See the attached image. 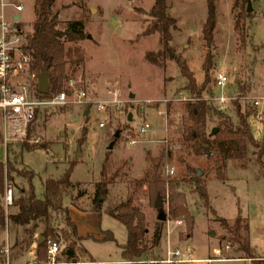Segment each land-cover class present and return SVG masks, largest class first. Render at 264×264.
<instances>
[{
	"label": "rangeland",
	"instance_id": "374dc122",
	"mask_svg": "<svg viewBox=\"0 0 264 264\" xmlns=\"http://www.w3.org/2000/svg\"><path fill=\"white\" fill-rule=\"evenodd\" d=\"M33 1L24 0L21 13L24 33L31 32ZM249 2V16L240 19L241 26L237 29L235 22L241 7L235 0H212L211 5L207 0H167L168 13L176 20L169 45L186 62L198 85L203 79L201 67L205 53L211 52L213 68L202 98L217 107L216 95L230 96L220 110L233 122H236L233 101L237 100L242 110L250 106L252 114L248 122L251 132L256 140L262 141L264 0ZM152 4L153 0L55 1L52 10L58 17L57 28L64 29L73 20L84 22V38L78 45L85 62L75 69L70 80L75 88L86 92V97L81 103H70L39 114L33 131L26 138V142L36 148L24 151L18 166L34 171L32 185L40 197L41 181L60 177L68 161L77 162L72 168L70 181L79 185L70 190L68 197L64 198V205L73 207L79 231L96 235L100 230H109L115 239L83 238L74 247L80 262H87L90 256L93 264H125L118 246L126 241L125 227L104 211L100 217L97 213L93 217L92 211L83 210L91 206L93 185L104 165L106 173L114 180L102 208L124 200L127 194H134V203L145 215L147 243L159 211L166 216L160 244L153 249V256L145 257L147 264H164L161 261L167 257V250L177 248L181 251L180 261L172 264H250V260L238 258L240 254L234 252L231 245L223 247L226 243H219L224 230L217 218L232 223L238 213L248 223L249 242L255 255L259 256V264H264V177L258 174L256 156L249 152L244 160L223 162L215 150L194 154L193 143L182 139L184 125L190 124L183 108L191 96L182 89L185 81L173 61L166 60L162 70L144 59L145 52H155L159 47L157 33L142 34L147 26V18L142 12L148 11ZM207 19L215 24L211 47L206 46L202 37V26ZM19 41H22V35ZM67 67L70 73L71 67ZM217 73L228 78L222 89L214 85ZM237 84L248 86V91L240 92ZM108 91H116V95ZM254 100L259 104L254 105ZM98 105L102 108L98 109ZM143 122L149 124V129L140 134L137 130ZM99 123L103 126L99 127ZM215 125L216 119L212 117L207 128L210 130ZM115 132L118 136L112 140ZM8 143L16 142L6 141L2 136V160L6 157ZM110 143L112 148L108 149ZM43 145L46 148L41 147ZM147 152L151 157L164 153V176L174 181L177 190L184 194L187 209L194 219L190 231L181 217L170 218L167 201L159 210L148 203L144 186L133 189L132 180L140 178L149 165ZM261 158L264 161V154ZM218 165H222L223 181L215 175ZM191 173H196L198 183L188 179ZM9 184L12 189L25 185L19 177H14ZM197 184L207 193L209 208L198 193ZM79 189L85 195L82 198L76 197ZM13 194L16 196L15 190ZM12 211L14 208L8 207L7 212ZM4 233H0V264H16L18 256L10 258L12 239L7 241ZM63 246L65 244H61V248ZM30 256L26 255L27 258Z\"/></svg>",
	"mask_w": 264,
	"mask_h": 264
},
{
	"label": "trees",
	"instance_id": "16d2710c",
	"mask_svg": "<svg viewBox=\"0 0 264 264\" xmlns=\"http://www.w3.org/2000/svg\"><path fill=\"white\" fill-rule=\"evenodd\" d=\"M55 1H33L34 18L30 33L22 32L20 23L15 25L18 33L22 35L20 48L29 57L28 71L34 74V93L39 97L52 96L66 90L75 69L85 62L83 51L78 45V42L84 38V22L73 20L68 23L66 28H57L58 17L52 10ZM207 1L211 5L212 0ZM248 2L249 0H235V3H239L241 7L235 22L237 29L241 26L239 24L240 19L249 16L246 11ZM142 14L147 18V26L142 34L157 33L159 46L155 52H145L144 59L162 70L165 69L166 60L173 61L179 69L180 76L185 81L182 89L191 95L183 104L190 124L184 125L182 139L193 143L194 154L198 155L215 150L218 159L223 162L226 160H244L251 152L252 155L256 156L258 174L264 177V161L261 158L264 154V137L262 141L253 137L248 122V118L252 114L251 107L242 110L237 100L233 101L236 116V122H233L212 102L202 98L201 94L210 82L213 68L211 52L205 53L201 67L203 79L198 85L186 62L169 45L172 40L171 30L175 28L176 20L168 13L167 0H153L150 9L143 11ZM214 29L215 24L211 19H207L202 26V37L207 47L213 46ZM67 66L71 67L70 73L67 72ZM40 73L48 74L46 93H40L37 89V76ZM237 85L240 92L248 91V86ZM38 117L39 114L37 113L35 123ZM212 117H215L216 125L209 130L207 122ZM33 125L29 128L27 137L33 131ZM213 128H217L214 133L211 132ZM116 138L113 134L112 140ZM1 142L2 130L0 127V144ZM41 147L46 148L45 145ZM34 148L36 147L28 144L26 139L14 144L8 143L5 146V159L0 158V233L6 231L13 236V243L9 248L10 258L16 257L34 244V262L47 263V241L52 240L60 246V251L55 256L56 260L62 257L63 262L67 264H91L93 260L90 256L88 257L89 260L83 263L78 260L75 254L74 247L83 237L77 235L76 225L69 214V207L64 205V198L68 197L70 190L79 185L78 182L72 183L70 181L72 168L77 162L68 161V166L60 177H49L41 181L42 194L39 197L34 192L32 185L35 176L34 171L18 166L21 164L22 153L33 151ZM164 156L163 152L155 157H151L148 152L146 153V160L149 165L140 178L132 180L133 189L136 190L144 186L150 205L154 204L158 196L161 197L162 203L167 201L170 218L175 220L181 217L186 229L190 231L194 226V219L187 209L184 194L177 190L174 181L166 179L164 176ZM215 175L220 181L224 180L222 165L215 168ZM14 177L21 178L25 185L13 188L16 196L13 197L10 208H14V211L7 212L8 208L4 207L2 197L5 184H9ZM188 179L198 183L197 178L192 176V173L188 175ZM113 180V176L106 173L103 165L99 172V178L93 185L92 203L89 210L97 213L98 217H100L101 211H104L125 227L126 241L118 246L120 256L126 264H147L145 257L153 256V249L160 244L164 221H154L149 243H147L145 215L134 203V194H127L124 200L113 206L102 208V203L107 198L109 186L112 185ZM197 185L200 191L198 193L203 198L204 204L207 205V193L200 188L199 184ZM76 192L77 198L85 196L80 189ZM70 205L78 207L74 204ZM207 206L209 208V205ZM217 220L224 230V234L219 238V243H226L223 244V247L231 245L233 251L240 254L238 258L248 259L250 264H259V256L255 255V251L249 242V227L246 219L238 213L232 223H228L221 217H218ZM100 235L99 241H115L112 232L109 230H100ZM40 236L44 237L41 242L39 241ZM86 238L93 239V236ZM61 244H65V246L61 248ZM67 250L72 251L73 255L69 256L66 253Z\"/></svg>",
	"mask_w": 264,
	"mask_h": 264
},
{
	"label": "built area",
	"instance_id": "2783aa9c",
	"mask_svg": "<svg viewBox=\"0 0 264 264\" xmlns=\"http://www.w3.org/2000/svg\"><path fill=\"white\" fill-rule=\"evenodd\" d=\"M24 0H0V113L2 136L6 141H23L27 138L28 130L35 121L36 114L46 110H56L70 103H81L86 97L83 89L73 86L69 80L66 90L58 94L39 97L35 95L34 74L28 71L29 57L21 51L19 41L21 35L18 33L17 23L22 24ZM17 17V19H16ZM24 78L27 80L25 81ZM228 82L223 73H217L214 78L216 88L222 89ZM116 95V91H108ZM230 96H215L217 108L222 109ZM116 100V99H115ZM113 100V101H115ZM254 105L259 101L254 100ZM98 109L102 106L98 105ZM103 124L99 123V127ZM149 129V124L143 122L138 127V133L143 134ZM37 141V140H35ZM13 189L10 184H5L2 197L3 205L7 209L13 202ZM180 224V222H177ZM60 246L56 241H47L48 264H55V256L59 253ZM8 257V251L6 250ZM217 254L219 251H216ZM181 251L177 248L174 251L167 250V257L161 262L172 264L180 261ZM189 257V252L187 254ZM187 260H193L188 258ZM5 264H11L6 262Z\"/></svg>",
	"mask_w": 264,
	"mask_h": 264
},
{
	"label": "crops",
	"instance_id": "0c3cea01",
	"mask_svg": "<svg viewBox=\"0 0 264 264\" xmlns=\"http://www.w3.org/2000/svg\"><path fill=\"white\" fill-rule=\"evenodd\" d=\"M72 208L73 207H70L69 208V214H70V217H71L72 221L74 223H76L75 225H76L77 235L80 236V237H83V238H86L87 236H93V239L94 240H97V241L100 240V238H101L100 232L96 233V235L95 234L94 235L93 234L87 235L86 234L87 232H81V231H79V228H78V225H77L78 223H77L76 219L74 218V215H73V212H72V210H73ZM83 210H86L87 212H91V211H89V209H83ZM92 214H94L93 217H96V213L95 212H93ZM85 234H86V236H85ZM9 235H10V237H9ZM4 237H5V239L7 241H9V239L10 240L12 239V242L11 243H13V236L11 234H8L5 231ZM11 243H10V245H12ZM34 252H35V245L32 244L27 250H25L21 254L17 255L18 257L16 258V260H17V263L16 264H48V263H35L34 262ZM28 254L29 255H32V256H30V257L27 258L26 255H28ZM76 256L78 257L77 254H76ZM96 262H99V261H95V263ZM122 262L126 264V262H124V261H122ZM93 263H94V261H92L91 264H93ZM55 264H67V263L63 262V260H60V258H59V260H56V257H55Z\"/></svg>",
	"mask_w": 264,
	"mask_h": 264
},
{
	"label": "water",
	"instance_id": "95a60500",
	"mask_svg": "<svg viewBox=\"0 0 264 264\" xmlns=\"http://www.w3.org/2000/svg\"><path fill=\"white\" fill-rule=\"evenodd\" d=\"M251 10L250 8V2H248V5H247V9L246 11L249 12ZM17 19V17H16ZM37 89L40 93H46L47 90H48V74L47 73H40L38 74L37 76ZM129 119H130V116H129ZM216 129L217 128H213L211 130L212 133L216 132ZM118 136V132H115L114 133V137L116 138ZM112 148V143L109 144L108 146V149H111ZM200 173V172H199ZM201 174V173H200ZM196 175V173H195ZM195 175H192V176H195ZM162 200H161V197L158 196L156 201L154 202L153 206L157 209H161V206H162ZM157 220H160V221H165L166 220V216L164 214L163 211H159L158 215H157ZM44 240V237L40 236L39 237V241H43ZM66 253L69 255V256H72L73 255V252L70 251V250H67Z\"/></svg>",
	"mask_w": 264,
	"mask_h": 264
}]
</instances>
